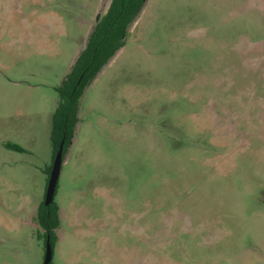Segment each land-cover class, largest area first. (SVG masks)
Returning <instances> with one entry per match:
<instances>
[{
	"label": "rangeland",
	"instance_id": "obj_1",
	"mask_svg": "<svg viewBox=\"0 0 264 264\" xmlns=\"http://www.w3.org/2000/svg\"><path fill=\"white\" fill-rule=\"evenodd\" d=\"M109 3L0 0V264L43 263L55 88ZM78 117L52 264H264V0H146Z\"/></svg>",
	"mask_w": 264,
	"mask_h": 264
},
{
	"label": "trees",
	"instance_id": "obj_2",
	"mask_svg": "<svg viewBox=\"0 0 264 264\" xmlns=\"http://www.w3.org/2000/svg\"><path fill=\"white\" fill-rule=\"evenodd\" d=\"M144 0H110L107 11L94 24L84 49L75 59L64 80L55 88L56 103L50 118L51 165L44 171L48 181L54 156L63 142L62 161L74 139L79 123L80 99L101 69L124 46L128 28L140 14ZM6 147L19 150L11 145ZM57 188V186H56ZM56 192V191H55ZM34 222L43 232L37 238L43 241L47 236L53 251L60 227L59 208L54 201L47 207L38 205ZM52 264V260L50 262Z\"/></svg>",
	"mask_w": 264,
	"mask_h": 264
},
{
	"label": "water",
	"instance_id": "obj_3",
	"mask_svg": "<svg viewBox=\"0 0 264 264\" xmlns=\"http://www.w3.org/2000/svg\"><path fill=\"white\" fill-rule=\"evenodd\" d=\"M146 0H144L145 2ZM62 151H63V142L60 143L59 148L54 156L51 170L49 173L43 205L45 207L49 206L53 202L54 194L56 191V186L60 176L61 166H62ZM49 236L46 238L45 249H44V258L42 264H50L52 260V249L49 241Z\"/></svg>",
	"mask_w": 264,
	"mask_h": 264
},
{
	"label": "crops",
	"instance_id": "obj_4",
	"mask_svg": "<svg viewBox=\"0 0 264 264\" xmlns=\"http://www.w3.org/2000/svg\"><path fill=\"white\" fill-rule=\"evenodd\" d=\"M73 65V64H72Z\"/></svg>",
	"mask_w": 264,
	"mask_h": 264
}]
</instances>
